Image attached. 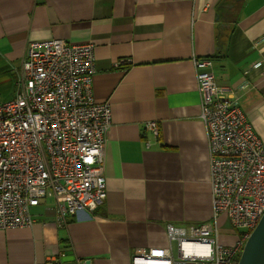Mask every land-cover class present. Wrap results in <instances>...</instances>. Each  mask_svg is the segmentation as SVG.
<instances>
[{
  "label": "crops",
  "instance_id": "obj_1",
  "mask_svg": "<svg viewBox=\"0 0 264 264\" xmlns=\"http://www.w3.org/2000/svg\"><path fill=\"white\" fill-rule=\"evenodd\" d=\"M59 39L94 48L93 98L111 114L107 197L64 227L41 203L31 227L0 230V264H131L136 250L166 246L167 225L211 218L193 58H211L264 141V0H0V86H14L28 42ZM152 121L157 136L144 129Z\"/></svg>",
  "mask_w": 264,
  "mask_h": 264
},
{
  "label": "built area",
  "instance_id": "obj_2",
  "mask_svg": "<svg viewBox=\"0 0 264 264\" xmlns=\"http://www.w3.org/2000/svg\"><path fill=\"white\" fill-rule=\"evenodd\" d=\"M192 61L210 163L211 218L184 228L167 225L166 246L136 250L131 264H237L264 213V141L237 99L216 84L212 60ZM94 72L91 43L28 42L14 95L0 103V230L31 227L33 209L47 199L58 227L106 200L103 148L111 114L108 103L93 98ZM144 129L158 135L154 121ZM220 215L238 233L231 245L220 241Z\"/></svg>",
  "mask_w": 264,
  "mask_h": 264
},
{
  "label": "water",
  "instance_id": "obj_3",
  "mask_svg": "<svg viewBox=\"0 0 264 264\" xmlns=\"http://www.w3.org/2000/svg\"><path fill=\"white\" fill-rule=\"evenodd\" d=\"M237 264H264V213L245 241Z\"/></svg>",
  "mask_w": 264,
  "mask_h": 264
},
{
  "label": "rangeland",
  "instance_id": "obj_4",
  "mask_svg": "<svg viewBox=\"0 0 264 264\" xmlns=\"http://www.w3.org/2000/svg\"><path fill=\"white\" fill-rule=\"evenodd\" d=\"M14 80H17L16 75H14ZM15 83H14V86L12 83V86H13L12 89L7 88L6 85L0 86V103L4 102L9 95H10V97H12L14 95V92L16 90ZM46 204L50 205V204H52V201L50 199H47ZM218 226L220 227V240L222 242H223L222 238H224L225 236L230 237L234 234H235V236L238 235V233L232 232L231 226L229 225V223L227 221H225V215H220L218 217Z\"/></svg>",
  "mask_w": 264,
  "mask_h": 264
},
{
  "label": "trees",
  "instance_id": "obj_5",
  "mask_svg": "<svg viewBox=\"0 0 264 264\" xmlns=\"http://www.w3.org/2000/svg\"><path fill=\"white\" fill-rule=\"evenodd\" d=\"M211 59V58H210Z\"/></svg>",
  "mask_w": 264,
  "mask_h": 264
}]
</instances>
